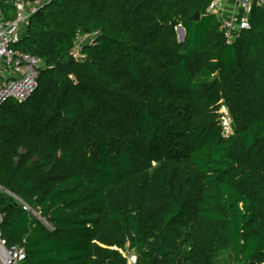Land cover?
Here are the masks:
<instances>
[{
    "label": "trees",
    "instance_id": "16d2710c",
    "mask_svg": "<svg viewBox=\"0 0 264 264\" xmlns=\"http://www.w3.org/2000/svg\"><path fill=\"white\" fill-rule=\"evenodd\" d=\"M211 2L30 15L14 47L41 57L37 87L0 105L1 233L23 264H264V6L227 42Z\"/></svg>",
    "mask_w": 264,
    "mask_h": 264
},
{
    "label": "built area",
    "instance_id": "2783aa9c",
    "mask_svg": "<svg viewBox=\"0 0 264 264\" xmlns=\"http://www.w3.org/2000/svg\"><path fill=\"white\" fill-rule=\"evenodd\" d=\"M49 0H5L13 15L7 17L0 8V105L8 99L23 101L37 87V76L43 65L41 57L22 52L14 47L24 33L28 19L43 3ZM223 0H212L209 10L217 13L219 27L226 41L234 39L240 29L248 28L247 13L253 1L264 6V0H235L233 7L225 8ZM80 39V38H79ZM81 41V39H80ZM75 57L80 56L78 50ZM220 124L224 135L232 132L231 118L223 111ZM28 209L27 205H23ZM4 215L0 212V264H23L26 250L22 244L8 245L1 233ZM128 264H136V256L128 257Z\"/></svg>",
    "mask_w": 264,
    "mask_h": 264
},
{
    "label": "water",
    "instance_id": "95a60500",
    "mask_svg": "<svg viewBox=\"0 0 264 264\" xmlns=\"http://www.w3.org/2000/svg\"><path fill=\"white\" fill-rule=\"evenodd\" d=\"M200 17V13L198 10H195L190 16H189V19L191 20H198ZM176 32L179 36V40H182L183 37H184V34H185V30L183 28V26H181L180 24H178L176 26ZM75 59V55L74 53H69L68 54V57H67V60L65 62H60V61H57L55 62L54 64V67L57 69V70H61V71H64L65 73H68V74H71V70H70V67H69V63L71 60ZM17 203H15L16 205Z\"/></svg>",
    "mask_w": 264,
    "mask_h": 264
},
{
    "label": "rangeland",
    "instance_id": "374dc122",
    "mask_svg": "<svg viewBox=\"0 0 264 264\" xmlns=\"http://www.w3.org/2000/svg\"><path fill=\"white\" fill-rule=\"evenodd\" d=\"M176 35H177V38H179L178 34H176ZM183 39H184V37H183ZM183 39H182V40H183ZM178 40H179V39H178ZM75 58H80V57L77 56V57H75ZM223 111L226 112V113L228 114V116L231 118V115H230V113L228 112V109H227L226 106H224V105H221L220 108L218 109L219 118L221 117L220 115H221V113H223ZM231 125H232V119H231ZM46 223H47V222H46ZM47 224H48V223H47ZM132 255H135V256H136V254H135L133 251H131V253L128 254V257H130V256H132Z\"/></svg>",
    "mask_w": 264,
    "mask_h": 264
},
{
    "label": "crops",
    "instance_id": "0c3cea01",
    "mask_svg": "<svg viewBox=\"0 0 264 264\" xmlns=\"http://www.w3.org/2000/svg\"><path fill=\"white\" fill-rule=\"evenodd\" d=\"M235 0H223V6H225V8L230 9L231 7H233V3Z\"/></svg>",
    "mask_w": 264,
    "mask_h": 264
}]
</instances>
